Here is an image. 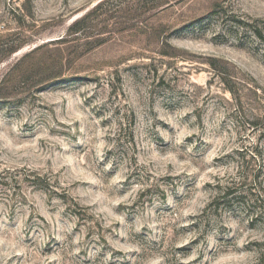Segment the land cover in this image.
<instances>
[{"label": "rangeland", "instance_id": "rangeland-1", "mask_svg": "<svg viewBox=\"0 0 264 264\" xmlns=\"http://www.w3.org/2000/svg\"><path fill=\"white\" fill-rule=\"evenodd\" d=\"M104 1L0 0V264H264V0Z\"/></svg>", "mask_w": 264, "mask_h": 264}, {"label": "trees", "instance_id": "trees-1", "mask_svg": "<svg viewBox=\"0 0 264 264\" xmlns=\"http://www.w3.org/2000/svg\"><path fill=\"white\" fill-rule=\"evenodd\" d=\"M107 1L99 3L97 6H95L92 10H90L88 13L83 15L81 18L75 20L69 28L67 38L57 40L55 43L71 42V41H75L76 39H79V35H81V31L83 30L84 26H87L88 24H90L91 21H93V20L95 21L96 19H98L100 17V10L103 9V7ZM98 40L100 43V39H98ZM90 43L91 42H87V44H90ZM24 44L25 43H22L21 45H19L17 47H13V48L8 47L7 48L8 56L11 55L12 53L16 52ZM52 44H54V42ZM230 190H231V188L228 187L226 192L224 193V195L229 196L231 194Z\"/></svg>", "mask_w": 264, "mask_h": 264}]
</instances>
